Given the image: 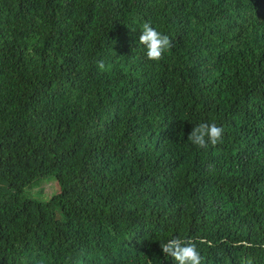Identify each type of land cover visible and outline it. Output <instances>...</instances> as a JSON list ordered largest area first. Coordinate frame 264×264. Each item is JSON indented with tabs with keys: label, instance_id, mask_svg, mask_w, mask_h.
<instances>
[{
	"label": "trees",
	"instance_id": "obj_1",
	"mask_svg": "<svg viewBox=\"0 0 264 264\" xmlns=\"http://www.w3.org/2000/svg\"><path fill=\"white\" fill-rule=\"evenodd\" d=\"M173 236L264 264V0H0V264H176Z\"/></svg>",
	"mask_w": 264,
	"mask_h": 264
},
{
	"label": "clouds",
	"instance_id": "obj_2",
	"mask_svg": "<svg viewBox=\"0 0 264 264\" xmlns=\"http://www.w3.org/2000/svg\"><path fill=\"white\" fill-rule=\"evenodd\" d=\"M139 43L145 48V55L148 60L160 61L164 58L166 51L172 47V42L168 35L157 31L148 22L142 25ZM97 67L105 69V62L98 61ZM223 128L216 123L201 122L194 126L188 134L187 139L198 148H208L221 142ZM160 249L164 257L171 258L176 264H202V256L197 250V244L192 239H182L173 236L160 243ZM244 264H252L251 260L245 259Z\"/></svg>",
	"mask_w": 264,
	"mask_h": 264
},
{
	"label": "rangeland",
	"instance_id": "obj_3",
	"mask_svg": "<svg viewBox=\"0 0 264 264\" xmlns=\"http://www.w3.org/2000/svg\"><path fill=\"white\" fill-rule=\"evenodd\" d=\"M33 188L24 190L26 196L45 201L57 193V185L54 179H40Z\"/></svg>",
	"mask_w": 264,
	"mask_h": 264
}]
</instances>
